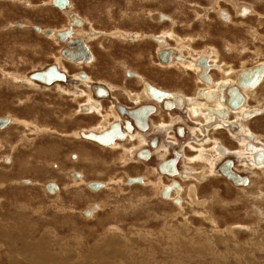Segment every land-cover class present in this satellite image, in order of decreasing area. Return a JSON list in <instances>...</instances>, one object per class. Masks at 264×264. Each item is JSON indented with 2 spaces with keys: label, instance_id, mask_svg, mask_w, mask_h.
Listing matches in <instances>:
<instances>
[{
  "label": "rangeland",
  "instance_id": "1",
  "mask_svg": "<svg viewBox=\"0 0 264 264\" xmlns=\"http://www.w3.org/2000/svg\"><path fill=\"white\" fill-rule=\"evenodd\" d=\"M30 1L31 8H26L24 0H0V19L4 20L0 22V117L10 120L0 128V264H264V171L253 174L245 170L243 162L232 154L227 159L235 160L237 171L249 176V183L237 185L220 175L202 180L193 174L188 179L177 175L172 180L179 181L181 189L177 184L173 198L179 204H175L160 197L172 182L153 170L161 161L156 153L140 163L133 155L124 164V148L103 147L78 138L76 132L98 122L94 115L70 118L85 96L74 103V94L61 93L55 84L30 86L24 81L35 70L54 64L59 54L52 36L34 30L31 42L28 25L54 33L70 23L68 13L53 9L48 3L51 0ZM72 1L73 10L88 19L86 30L89 24L107 32L160 35L172 30L186 39L190 54L208 47L235 69L242 65L250 69L264 62V0ZM212 6L226 9L232 22L223 21L216 9L201 18L203 10ZM242 6L255 14L237 15ZM236 26L243 31H237ZM252 31H257L258 37L254 38ZM235 34L237 37H232ZM88 43L96 61L78 67L62 59L68 70L67 82L62 85L75 89L70 82L76 83L73 75L82 70L95 80L90 83L91 90L93 85L112 83L111 96L102 99L105 108L116 102L114 97L120 100L117 105L137 106L127 94L117 96L120 87L143 89L141 82L136 85L126 77L128 66L159 87L172 91L183 87L185 91L180 90L188 95L196 89L197 76L192 71L163 69L157 64L158 44L150 38L131 41L99 36ZM220 76L215 72L216 78ZM182 80L188 81L192 90L185 89ZM78 86L88 90L87 85ZM263 96L264 82L251 95L250 104ZM145 103L157 106L145 137L148 142L156 137L169 144L168 135L158 131L156 124L162 119L169 121L170 116L162 103ZM172 115L184 119L175 123L173 134L179 126L185 127L187 134L178 137L179 143L171 147L168 158L194 138L187 125L199 126L182 109L174 108ZM248 125L264 136V114L251 118ZM210 134L232 148L239 146L226 130H210ZM144 148L153 150L149 143ZM185 149L188 157L196 153ZM190 165L200 171L205 163L190 164L182 159L178 163L182 171ZM142 175L148 179L127 183L133 176L143 180ZM93 181H100L102 187H90ZM159 181L162 185L155 196L152 188H157L154 183ZM49 183L60 190L49 191ZM196 199L200 203H195ZM231 227L235 237L229 235Z\"/></svg>",
  "mask_w": 264,
  "mask_h": 264
},
{
  "label": "crops",
  "instance_id": "2",
  "mask_svg": "<svg viewBox=\"0 0 264 264\" xmlns=\"http://www.w3.org/2000/svg\"><path fill=\"white\" fill-rule=\"evenodd\" d=\"M24 1H25V4L27 5L26 8H31V6H32L31 3L32 2L30 0H24ZM68 1H69V7L64 9V10L56 8L57 5L54 6L55 4L52 3L53 0H51L50 2L48 1V3H50L52 5L53 9H56L58 12L62 11V12L68 13V18L70 19L71 14H73L72 12L75 13L76 10L75 11L73 10L75 8V4H73V1L72 0H68ZM44 5H48V4L45 3ZM242 8H243V6L240 7L239 10L238 9L236 10L237 15H240L241 17H246V16H248V15H250L252 13L255 14L254 10L252 11V9L250 7H247V9H245V10H242ZM215 9L217 10L218 16L221 19H223V21H225L227 23L232 22V17L228 13V11L226 9H224L223 7H220V6H218V7L212 6V7L205 8L203 10L204 13L201 15V18H203V17L207 18V16L209 17L210 13L212 11H214ZM76 14H77L76 18H78L80 20L82 25H81V27H77L76 26V28H74L73 36H74V38H81V39H83L85 41V43H86L87 47L89 48V50L91 51L92 57H93V60L90 63L86 64V65H89V64L93 65L94 62L97 59L95 54L91 50L90 44L88 43V41L90 39H95V38H98L99 36H103V37L104 36L105 37L106 36H112V37H115V38H122V39L131 40V41H136V40L139 41V40H143L144 38H146V39L150 38V39L154 40L153 37L154 38L158 37L157 40H159L160 38L163 39L164 40L163 42L167 43V47H165V46L162 47V44L157 42V44H158L157 45L158 46L157 56H158L159 52L163 48L172 50V52H173L172 55H171V60L167 64L162 63L160 61V59H158L157 64L160 65L161 68H163V69L172 68V67H179V68H183V69L186 68L188 71H192L193 73L196 74V76H197V86L195 87L196 89H195L193 95H188L186 92H184L185 90L183 89V87L172 91V90L165 89V88L157 86L155 83L148 81L146 79L145 75L143 73H140L139 71H137L135 67L130 68L128 66V68L126 67L125 70H124L126 77L134 79L136 81V85H139V82H141L142 86H143V89H142V91H132V90H128L125 87L124 88L120 87L119 88L120 92L119 91L117 92V96H123L124 94H127L128 97L135 104H137V106H139V105L142 104L143 101H149L150 100L149 96L147 95V91H146L147 88L145 87L147 84L155 87L156 89H159L161 91H166V92L169 93L168 100L161 99V101H159V103H158V104L162 103V108L170 116V120L169 121H164V119H162V120H160L159 123L156 124V129L158 131L165 132L166 135H168V138H169V140H168L169 144H163L161 141L159 142L160 139L158 138L159 146L156 147L158 145V142L156 143V145L153 146V150L155 149L154 151H155L156 155L158 157H160V160H162V161L167 160V158L169 157L168 154L171 151V147L173 145H176V144L179 143L178 137H184L187 134L186 133V128L185 127H181V126H179L178 130H177V127H176V129H175L176 130V132H175L176 134H173L175 123L177 121H184V119L181 118V116H173L172 115V111L174 110V108H179V109H182L186 113V115L189 118V120H192V121L196 122V124L199 125V126L193 127V126L187 125V123H186V125L189 128L190 133H192L194 138H192V140L190 142H188L186 144H182L179 147V149L177 150L178 153H179V161H180V159H182V160L185 159V160H188L189 163H191V162H199L201 160V161H203L205 163L204 168L200 170L201 173H203V172L206 173L208 171V173L206 174L207 176H209V175H220V176H223V174L220 171V166L227 160L228 156L233 154L236 158L238 157L237 159L239 161L243 162V166H244L245 170H250L253 174L256 173L257 170H263L264 171V163H263L264 162V157L262 158L260 164L256 163V161H255V158L258 155H260L262 153L264 154V136H263V134L257 133L256 131H254L248 125V121L251 118H253L255 116H258V115H262V113L264 112V110H263L264 109V96H263V98L258 100L256 102V104H254V105L250 104V102H249V99H250L251 95H254V93H256L257 89L264 82V78L261 81V83L258 86H256L254 89H251V91L243 90L241 93L244 96V104L237 110H230L228 108V106H227V103H225L223 105L220 104V102H219L220 95L219 94H220V91H221L222 88L225 87L224 89L227 91L230 87L236 85V82H237V76L236 75H237V73L239 71L248 70V69H246V67L244 65H242V67H240V69H235L234 67H232V65H230L229 63H226V61L222 59V57H221L219 52H217L216 50H213V49L212 50L207 49L208 47L205 48V50H208L205 53H203L205 51V50H203V51H201V52H199L197 54H190V52L188 51V47L189 46H188V44L186 42V39L181 38L176 33H174L172 30L166 31L165 33L160 34L161 37L159 35H155V34L152 35V34L129 33V32L125 33V32H122L121 30L107 32V31L97 30L92 24H89L90 29L86 30L85 29V25L88 24V19L82 17L81 15H78L77 12H76ZM4 18H6V17H4ZM7 19H9V17L6 18V20ZM3 21L4 20L0 19L1 23ZM71 24H72V20L70 19V23L68 24V26H66L65 28L64 27L63 28H59L60 29L59 31H57V32L55 31L51 35L47 34L46 30L42 29L41 27L34 26L35 28L33 29L32 26L28 25V27H30V29H31V30H29V36H30L31 42L33 41L34 30L38 34H43V35H46V36H52L53 40H55L57 46L59 47V54H58V57L56 55L57 59L54 62V64L57 66L59 71H61V72L66 74L67 79H68V70H67V68L64 66V64L62 62V59H66V58H64V56L62 54V50L66 47L65 46L66 43L62 42L60 40V38H58L56 36V34L58 32H60V31H63L65 29L69 28ZM10 25H11V23H8L7 26H10ZM235 29L237 31H243L241 29V27H239V26H236ZM223 33H225V32H223ZM229 35L231 36L232 34H229ZM252 36H254V38L258 37L257 31H252ZM232 37L236 38L237 36L235 34ZM170 40H174L176 43L174 45H172ZM179 42H180V44H179ZM178 55L180 56V59L177 58ZM137 56L142 57V54H139ZM202 57H205L207 59L208 66H209V68L211 67V69L209 71V77H210V82L209 83L203 82L201 80V78H199V76H198L202 72V68H201V66H198L197 62ZM185 61H187V62H185ZM70 63H72V66H78V67H81L83 65V63H73V62H70ZM257 64L254 67L251 66V68L252 67L255 68V67L259 66V65H263L264 66V62H259ZM49 66L47 65L46 67H44V69L48 68ZM41 70H43V69H41ZM82 71H80L78 73H75L73 75L74 79L76 80V83L70 82V85H72V87L75 88V89L69 88V90H68L67 88L63 87L62 83L61 84H60V82L54 83V84H57L56 88L57 87H63L66 91L73 92V94L75 95L74 98H73V102L74 103H77V100H78V98L80 96H85V102H83V103L79 102L78 103V108L76 109V111H71L73 113L70 114V118H72L73 116H75L77 114L94 115V116L97 117V120H98L97 125L94 126V127H90L89 129L95 130V127L98 126V127H100L102 129L101 132L104 131V130L109 129L111 127V125L116 123V122H124L125 119L122 118L123 117L122 112H125V111L127 112L131 108H129L127 106H124V105L115 104L116 102H120V100L117 97H114L116 99V102L113 103L112 106L108 107V108H105V106L103 104V101H102L103 98L111 96L110 93L114 90L115 86L112 83H108V86L107 85H102V84L95 85V86L103 87L105 89V91L107 92V96H96L95 94L97 92L95 90V86L93 85L92 90L89 87L90 83L95 82V80L93 79V76L90 75L89 73L82 72ZM214 72L219 73L221 75L220 78H216ZM82 73H84L85 75H82ZM28 76L29 77L26 76L25 80H24V81H26V83L28 85H30V86H44V87L46 86V85H42V84L40 85L38 82L33 81L30 78V75H28ZM83 76L85 77V79H84ZM28 78H29L30 81L28 80ZM99 80H101V79L99 78ZM198 80H200V81L198 82ZM79 83L84 84L85 86L87 85L88 86V90L86 91V90L81 89L78 86ZM188 83H189L188 81L182 80V84H184V88L187 89V86H188V89L192 90L193 87H191ZM204 83H206V84H204ZM216 83H217V85H216ZM218 83H220V84H218ZM230 83H232V84H230ZM75 84H77V85H75ZM206 85H207V87H206ZM215 85L216 86L219 85L218 88H215L216 87ZM49 86H51V85H49ZM46 87H48V86H46ZM202 88H204V91H207V93L206 92L204 93V91L200 92ZM180 89H183L184 91L180 90ZM209 90H211V91H209ZM92 92H93L94 96H93ZM64 93L65 92H63V94ZM202 93H203V95H202ZM226 93L227 92L224 93V97H226L225 99L227 101V94ZM244 93H245L246 96L244 95ZM249 93H250V95H249ZM65 94H67V93H65ZM150 96H151V98H153L152 94ZM201 97H203V98H201ZM208 98H210V99H208ZM167 101L170 102L172 104V106H167L166 105ZM94 103H97V105L94 104ZM153 105L155 107H157L155 104H153ZM214 107H216V108H214ZM211 108L212 109L214 108L213 110H215V111H221V110L222 111H228V113H227L228 115H227L226 121H230V122H226L224 120H220L219 118L213 117V116L209 119L211 121L206 120V118H207L206 116L209 114L208 111ZM96 109H97V111H96ZM253 110L254 111L258 110L260 112L257 115L248 116V114H250L251 111L253 112ZM49 111H51V110H49ZM244 112H249V113H247V115H244L245 114ZM119 113L122 114V116H120ZM247 116H248V118H247ZM150 118H151V116L148 119V124H149L148 127H150V122H151ZM213 118H214V120H213ZM232 121H234V122L232 123ZM8 124L6 126H8ZM89 129L82 130L80 132H76L78 138L80 136L83 137V136H85V134H88ZM210 130H218V131L219 130H226L228 132V135H229L230 139L235 141V142H237L239 144V146L237 148L230 147L228 144L225 143L224 139L212 136L210 134ZM200 133L203 134V137H199ZM73 135H75V133H73ZM123 135L125 136V138L121 139L122 141L121 140L115 141L113 143L115 145V147H114L113 144L110 147L111 148L114 147L113 149L124 148V152L123 153L127 154V157L126 158L123 157V158L126 161V163H127V161L129 162L130 160H132L133 155L136 156L135 159H136V161L138 163L144 162L145 160H142L141 156L138 153L142 149H144L145 145L150 143L151 140L148 142L147 138L145 137V134L140 132V131H138L137 133L136 132L135 133L132 132V133H127V134H125V132H123ZM130 137L133 138V139H131ZM83 138L86 140L85 137H83ZM142 140H144V141H142ZM123 141H127L128 144L127 145H123V143H121ZM140 141H141V143H140ZM98 145H100V144H98ZM100 146L104 147V145H100ZM186 147H188L192 151H195L196 153L194 155H191L190 157L186 156L187 154L185 155V153H184V152H186V149H185ZM219 148H221L223 150H226L225 153H221V152L219 153L218 151H216ZM257 149H258V152H257ZM153 150H151V151H153ZM203 151H205V153H203ZM208 151H210V152H208ZM207 155H208L209 159L207 158ZM239 157L244 158V159H240ZM163 158H166V159H163ZM217 160H218V162H216ZM219 160L220 161L222 160V161L220 162ZM232 161H234L233 170H235L237 173H239L237 171L235 160H232ZM210 162H212V165H210L211 164ZM192 166L193 165H190L189 167L186 166L187 167L186 170H185L186 173H185V171H182L178 167L177 174L180 177H182V179H186L184 177V175L188 174V176L190 177L191 174L195 175L197 172H200V171H195L196 168L192 169ZM211 166L214 167V168H212ZM216 167H218L217 170H216ZM153 170L154 171H158L157 169H153ZM188 170H189V172H188ZM158 174H159V172H158ZM163 175H165V176H163ZM157 176H159L161 178L162 177H166V179L170 180V178H168L166 176V174L160 173ZM175 176H177V175H175ZM142 177H143V180H141L142 182H144L145 178L148 179L147 176H145V175H142ZM247 178H248V180H250L249 176ZM158 179H160V178H158ZM173 181H175V180H172L171 182H173ZM176 182H177V180H176ZM249 182L250 181H248V183ZM177 183H178V185L180 186V189H181L180 182L178 181ZM154 184H155V186L157 188H159L162 185V181L154 183ZM195 186L196 185H194V187H193V185H192V188L195 189ZM173 190H175V189H173ZM176 192H177V189H176ZM152 194L155 195V196H158L159 195V190H154ZM164 198H166V197H164ZM196 202H198L197 199L195 200V203ZM175 204H179V203L176 201Z\"/></svg>",
  "mask_w": 264,
  "mask_h": 264
},
{
  "label": "water",
  "instance_id": "3",
  "mask_svg": "<svg viewBox=\"0 0 264 264\" xmlns=\"http://www.w3.org/2000/svg\"><path fill=\"white\" fill-rule=\"evenodd\" d=\"M53 3L57 5L58 7H65L68 5V0H53ZM72 24L69 28L60 31L57 33L58 37L61 41H66V47L62 50V54L68 58L72 59L74 61H89L92 58V53L87 47L85 41L81 38H72L73 33V26L79 25L81 22L78 18L75 17V15L71 14ZM51 29H47L46 33H50ZM159 58L163 63H167L171 59V51L169 49H163L159 52ZM177 58L180 59V56L178 55ZM198 63H200L203 67V71L200 74L201 78L204 81H210V77L208 75L209 67L207 63V59L205 57H202L199 59ZM262 66L259 65L255 67L254 69H250L247 72H242L239 75V86L240 87H251L253 85H256L258 83V78L260 74L262 73ZM82 75H85L82 73ZM30 77L32 79H37L44 81L46 83H51L56 79L65 80L66 76L65 73L59 71L55 64L50 65L48 68L43 70H36L34 71ZM148 91L153 95L155 99H159L160 97H168L169 93L166 91H161L159 89H156L155 87L148 85ZM95 90L97 94L99 95H105V89L101 86H95ZM228 93V104L230 107H239L243 101V96L240 93L237 85H234L233 87H230L227 90ZM167 106H172L170 102H166ZM155 110V106L152 103H145L141 104L139 106H136L135 108L129 109L127 112V119H125L124 123L127 125V129L129 131H133V123L140 127L143 130H146L148 127V118L149 115ZM219 115H223L222 112L217 111ZM9 122L7 117H0V127L5 126ZM124 125V126H125ZM122 124L121 122H116L111 125V127L101 133H94L89 132L88 134H85L87 138L94 139L98 141L99 143H109L112 142L114 139L122 138L123 132L121 130ZM153 145L156 144V141L154 140L152 142ZM147 155L149 154V150L146 151ZM177 152L175 151V156L173 158L167 159L160 163L159 169L160 171H165V173H169L170 175H175L177 173ZM224 164L225 167H221L222 173L233 183L237 185L245 184L248 181V178L246 175H241L234 171L232 169L233 161L231 159H227ZM223 164V165H224ZM75 175H79V172H75ZM141 180V176H133L129 177L127 179V183H133L138 182ZM178 183L176 181H173L172 185H177ZM55 185L54 183H49L48 186L52 187ZM100 181H93L89 184L90 187H101ZM171 186L167 185L163 190V196L165 197L167 193L169 192Z\"/></svg>",
  "mask_w": 264,
  "mask_h": 264
},
{
  "label": "bare ground",
  "instance_id": "4",
  "mask_svg": "<svg viewBox=\"0 0 264 264\" xmlns=\"http://www.w3.org/2000/svg\"><path fill=\"white\" fill-rule=\"evenodd\" d=\"M53 3V2H52ZM54 6H56V5H54ZM57 7V6H56ZM69 7V1H68V5L67 6H65V7H57L58 9H61V10H64V9H66V8H68ZM76 17V16H75ZM70 19H71V17H70ZM72 20V19H71ZM81 23L79 24V25H75V26H73L72 28H73V33H74V28H76V26L77 27H81ZM71 26V25H70ZM73 33H72V38H74V36H73ZM84 33V32H83ZM47 34H53V32L51 31L50 33H47ZM56 36L58 37V35L56 34ZM160 36V35H159ZM161 37V36H160ZM164 37V36H163ZM173 37V36H172ZM59 38V37H58ZM175 38V37H174ZM153 39L156 41V42H159V43H161L162 44V47L163 46H165V47H167V43L166 42H163L164 40L163 39H159V40H157L158 39V37L156 38H154L153 37ZM165 39V38H164ZM66 41H67V39L65 40V41H62V42H64V43H66ZM179 44H180V42H179ZM161 46V45H160ZM164 49V48H163ZM162 49V50H163ZM161 50V51H162ZM171 51V55H172V50H170ZM179 53V52H178ZM180 54V53H179ZM64 56V55H63ZM174 56V55H173ZM158 57H159V54H158ZM64 58H66L65 56H64ZM160 59V58H159ZM185 59V58H184ZM66 60H68V61H70V62H73V63H82L83 61H74V60H72V59H68V58H66ZM93 60V57L89 60V61H86V64H88V63H90L91 61ZM171 60V59H170ZM170 60L167 62V63H169L170 62ZM161 61V60H160ZM162 62V61H161ZM185 62H187V61H185ZM163 63V62H162ZM167 63H164V64H167ZM186 64V63H185ZM197 64H198V66H201V68H202V71H203V67H202V65L200 64V63H198L197 62ZM189 65V64H188ZM187 65V66H188ZM262 66V73L260 74V76H259V78H258V83H256V85H253V86H251V87H240L239 86V83H238V80H239V75H240V73H242V72H247V71H249L250 69H254V68H250V69H248V70H246V71H239L238 73H237V82H236V85H237V87H238V89H239V91H240V93L243 91V90H249V91H251V89H254L256 86H258L260 83H261V81L263 80V78H264V66L263 65H261ZM57 67V66H56ZM209 67V66H208ZM217 67V66H216ZM58 69V68H57ZM184 69H186V68H184ZM211 69V67L209 68V70ZM187 70V69H186ZM202 73V72H201ZM200 73V74H201ZM215 73V72H214ZM200 74L198 75L199 76V78H201V76H200ZM208 75H209V72H208ZM65 76H66V74H65ZM31 78V77H30ZM32 79V78H31ZM33 81H35V82H39L40 84H42V85H46V86H49V85H52V84H54V83H58L59 81H65V80H67V76H66V79L65 80H61V79H56V80H54L53 82H51V83H46V82H44V81H41V80H37V79H32ZM201 80L203 81V82H206V83H209L210 81H204L202 78H201ZM213 80V79H212ZM200 80H198V82H199ZM215 82V81H214ZM206 83H204V84H206ZM222 83V82H221ZM224 83V82H223ZM233 83V82H232ZM232 83H230V84H232ZM211 84V83H210ZM218 84H220V83H218ZM212 85V84H211ZM216 85H217V83H216ZM215 85V86H216ZM224 85V84H223ZM234 85V84H233ZM213 86V85H212ZM219 86V85H218ZM218 86H216L215 88H218ZM146 88H147V95L149 96V98H150V100L149 101H151V100H153L154 102H156L157 104L159 103V101H161V99H164V100H168V97H160L159 99H155L154 97H153V95H152V97L153 98H151V94H150V92L148 91V87H147V85L145 86ZM206 87H207V85H206ZM211 87V86H210ZM209 87V88H210ZM233 87V86H232ZM62 93L63 92H65V93H73V92H68V91H66L63 87H57ZM208 88V89H209ZM225 88V87H224ZM224 88H222L221 89V91H220V99H219V102H220V104H225V103H227V106H228V108L230 109V110H237V109H239L243 104H244V96H243V94H242V96H243V101H242V103H241V105L239 106V107H230V105L228 104V102L226 101V97H224V92H225V89ZM206 89V88H205ZM207 89V90H208ZM214 89V88H213ZM212 90V89H211ZM211 90H209V91H211ZM216 90V89H215ZM219 90V89H218ZM204 91V88H202L201 89V91L200 92H203ZM213 91V90H212ZM106 92V91H105ZM199 92V93H200ZM207 93V91H204V93ZM217 92V91H216ZM227 92V91H226ZM75 93V92H74ZM146 93V92H145ZM214 93V92H213ZM215 94V93H214ZM217 94V93H216ZM227 94V100H228V93H226ZM96 95L97 96H107V92H106V94L105 95H99V94H97L96 93ZM133 95V94H132ZM202 95H203V93H202ZM244 95H245V93H244ZM249 95H250V93H249ZM75 96V95H74ZM214 96V95H213ZM246 96V95H245ZM201 98H203V97H201ZM248 98V97H247ZM208 99H210V98H208ZM204 100V99H203ZM218 100V99H217ZM208 102V101H207ZM218 102V101H217ZM143 103V102H142ZM94 104H96L97 105V103H94ZM219 104V105H220ZM166 107V106H165ZM244 107V106H243ZM189 108V107H188ZM205 108V107H204ZM214 108H216V107H214ZM213 108V109H214ZM251 108V107H250ZM95 109V108H94ZM191 109V108H190ZM189 109V110H190ZM212 108L211 109H209V111H208V115L206 116L207 118H206V120H209L212 116L213 117H217V118H219L220 120H224V121H226V119H227V113H228V111H220V112H222L223 113V115H219L218 113H217V111H215V110H213ZM251 110V109H250ZM264 110V109H263ZM262 110V111H263ZM90 111V110H89ZM88 111V112H89ZM96 111H97V109H96ZM157 111V107H155V110L149 115V117L154 113V112H156ZM128 112V111H127ZM127 112L125 111V112H122V114L123 115H125L126 117H127ZM240 112V111H239ZM238 112V113H239ZM259 112L260 111H258V110H253V112L251 111V113L250 114H248V116H254V115H257V114H259ZM97 113V112H96ZM95 113V114H96ZM116 113V112H115ZM234 113V112H233ZM245 114L244 115H247V113H249V112H244ZM264 113V112H263ZM262 113V114H263ZM236 114V113H235ZM232 115V114H231ZM237 116V115H236ZM248 116H247V118H248ZM232 117V116H231ZM241 117V116H240ZM204 118V117H203ZM238 118V117H237ZM246 118V117H245ZM127 119V118H126ZM149 119V118H148ZM120 120V119H119ZM213 120H214V118H213ZM12 121H14V120H12ZM209 121H211V120H209ZM223 122V121H222ZM226 122H230V121H226ZM234 121H232V123H233ZM236 122V121H235ZM8 123H10V120H9V122ZM237 123V122H236ZM149 125V124H148ZM216 126V125H215ZM218 126V125H217ZM221 126V125H220ZM239 126V125H238ZM4 127V126H3ZM1 128V127H0ZM137 129H139L140 131H143V132H145V130H143V129H141L140 127H137ZM101 128L100 127H95V130H91V129H89V131H94L95 133L96 132H101ZM122 130V129H121ZM123 130H125V131H127V132H129V133H132L133 131H129V129H127V125H125L124 127H123ZM88 131V132H89ZM147 131V130H146ZM137 133V132H136ZM129 136V135H128ZM83 137H85L86 139H88V140H91V141H93V142H96L97 144H100V145H104V146H107V145H109V144H111L114 140L116 141V140H121L122 138H117V139H114L112 142H109V143H99L98 141H96V140H94V139H91V138H87L86 136H83ZM137 137V136H136ZM135 137V138H136ZM131 138V137H130ZM131 139H133V138H131ZM144 139V138H143ZM126 140V139H125ZM122 141V140H121ZM142 141H144V140H142ZM246 141V140H245ZM140 143H141V141H140ZM143 143V142H142ZM114 145V144H113ZM118 145V144H117ZM110 146V145H109ZM114 147H115V145H114ZM113 147V148H114ZM118 147V146H117ZM251 147V146H250ZM136 148V147H135ZM137 149V148H136ZM159 149V148H158ZM256 149V148H255ZM211 150V149H210ZM132 151V150H131ZM224 152L226 151V150H223ZM159 152V151H158ZM157 152V153H158ZM161 152V151H160ZM208 152H210V151H208ZM213 152V151H212ZM254 152V151H253ZM257 152H258V149H257ZM185 153V155H186V152H184ZM203 153H205V151H203ZM207 153V152H206ZM251 154V153H250ZM225 155V154H224ZM223 155V156H224ZM187 156V155H186ZM206 156V155H205ZM263 156H264V154L262 153V154H260V155H258L257 156V158H258V164H260V159L261 158H263ZM177 159H178V161H177V165H178V162H179V153L177 152ZM203 157V156H202ZM249 157V156H248ZM252 157V156H251ZM126 158V157H125ZM129 158V157H128ZM187 158V157H186ZM207 158H208V155H207ZM213 158V157H212ZM217 158V157H216ZM250 158V157H249ZM163 159H166V158H163ZM209 159V158H208ZM222 159V158H221ZM123 160V163L125 162L126 163V161L124 160V158L122 159ZM162 161V160H161ZM184 161H185V159H184ZM208 161V160H207ZM210 161V160H209ZM213 161V160H212ZM220 161V160H219ZM128 162V161H127ZM216 162H218V160L216 161ZM185 163V162H184ZM211 164L210 165H212V162H210ZM249 163V162H248ZM264 163V162H263ZM191 164V163H190ZM250 164V163H249ZM160 165V164H159ZM159 165H158V168H159ZM214 165V164H213ZM226 165L224 164V165H222L221 167H225ZM189 167V166H188ZM212 167V166H211ZM221 167H220V171H221ZM193 168H196L195 166H192V169ZM212 168H214V167H212ZM208 169V168H207ZM232 169H233V165H232ZM195 170V169H194ZM214 170V169H213ZM159 171H160V169H159ZM196 171V170H195ZM212 171V170H211ZM254 171V170H253ZM162 174H168L169 176H175V175H177V173L175 174V175H170L169 173H165V171H160ZM188 172H189V170H188ZM185 173H186V171H185ZM194 173V172H193ZM208 173V171L206 172V173H201V171L200 172H197L195 175H196V177H198V179H200V180H202V179H204L207 175ZM221 173H222V171H221ZM223 174V173H222ZM183 176V175H182ZM190 176H192V174L190 175ZM223 176H225L224 174H223ZM184 177L187 179L189 176H188V174L187 175H184ZM226 177V176H225ZM227 178V177H226ZM228 179V178H227ZM141 182V180L139 181V183ZM160 182V181H159ZM248 182V181H247ZM247 182L245 183V185L247 184ZM243 185V184H242ZM175 186V185H174ZM55 187V189H52V188H50L49 187V191H54V190H56L57 191V189H58V191L60 190L59 188H57V186L55 185L54 186ZM194 187V186H193ZM173 189H175V187H171L170 188V190L169 191H171V190H173ZM176 189H177V185H176ZM176 189L175 190H173L170 194H168L167 193V195L165 196L166 197V199L167 200H169V201H171V199H174L175 200V198H173V196H174V194L176 193ZM194 189V188H193ZM152 190L154 191V190H159L158 188H152ZM57 191V192H58ZM54 193H56V192H54ZM166 200V201H167ZM173 201V200H172ZM194 202H195V200H194ZM197 203V202H196ZM198 203H200V202H198ZM181 205V204H180ZM179 207V206H178ZM94 208L95 207H93L91 210L92 211H94ZM181 208V207H180ZM182 209V208H181ZM92 213V212H91ZM90 214V213H89ZM175 215V214H174ZM216 229V228H215ZM219 230V229H218ZM224 230H228V228L227 229H224ZM222 231V230H221ZM229 231H231L230 232V234L229 235H231V236H236L235 235V232L233 233V231H232V227L231 228H229ZM230 236V237H231ZM220 239V238H219ZM253 239V238H252ZM221 240V239H220ZM219 240V241H220ZM253 241V240H252ZM218 242V241H217ZM239 242V241H238ZM240 243V242H239ZM234 245V244H233ZM254 245V244H253ZM205 251V250H204Z\"/></svg>",
  "mask_w": 264,
  "mask_h": 264
},
{
  "label": "flooded vegetation",
  "instance_id": "5",
  "mask_svg": "<svg viewBox=\"0 0 264 264\" xmlns=\"http://www.w3.org/2000/svg\"><path fill=\"white\" fill-rule=\"evenodd\" d=\"M57 8V7H56ZM210 71V70H209ZM84 77V76H83ZM84 79H85V77H84ZM60 83H62V81H59ZM63 82H67L66 80L65 81H63ZM39 83V82H38ZM40 84V83H39ZM55 85H57V84H55ZM46 87V86H45ZM225 92H226V90H225ZM224 92V93H225ZM96 95V94H95ZM97 96V95H96ZM119 115L120 116H122V114H120L119 113ZM125 115H123V119H125ZM121 124H122V127H121V129H122V132H125V134H127V133H129V132H127V131H125V130H123V127H124V125H125V123L124 122H121ZM133 133H135V132H138V131H140L139 129H137V125H135V123H133ZM149 129V127H147V129L146 130H148ZM145 130V131H146ZM105 131V130H104ZM89 132H94V131H89ZM88 132V133H89ZM103 132V131H102ZM127 132V133H126ZM140 132H142V133H144L143 131H140ZM95 133V132H94ZM96 133H101V132H96ZM125 138V136L122 138V139H124ZM156 141V143L158 142V138H156V137H154V138H152L151 139V141H150V143L149 144H151L150 146H152V148H153V144H152V142L153 141ZM116 141H119V140H116ZM115 142V140L111 143V144H109L110 146H112V144ZM159 142H160V140H159ZM159 142H158V145L156 146V147H158L159 146ZM96 143V142H95ZM97 144V143H96ZM109 145H107L108 147H109ZM156 145V144H155ZM104 147H106V146H104ZM155 147V148H156ZM147 150H149V154L147 155V153H146V151ZM155 150V149H154ZM151 151V149H146V148H144V149H142L138 154L141 156V159L142 160H145V161H148L150 158H151V156L153 155V153H155V151ZM176 152H178L177 150H175ZM175 151H173V156L172 157H170V158H173L174 156H175ZM216 151H218L219 153L221 152V153H225L224 151H223V149H221V148H219V149H217ZM152 152V153H151ZM264 157V156H263ZM170 158H167V159H170ZM259 158V157H258ZM258 158L256 157L255 158V161H256V163H258ZM9 159H7V161H8ZM261 160H262V158L259 160L260 161V163H261ZM222 161V160H221ZM220 161V162H221ZM163 162V161H162ZM161 161L160 162H158V164H157V170H158V172L159 173H161L160 171H159V168H158V165L160 164V163H162ZM179 163V162H178ZM223 163V162H222ZM224 164V163H223ZM222 164V165H223ZM221 165V166H222ZM220 166V167H221ZM233 167H234V161H233ZM155 169V168H154ZM177 169H178V166H177ZM218 169V167H216V170ZM235 171V170H234ZM178 175V174H177ZM166 176L168 177V178H170V181H172L171 179L172 178H174V177H176V176H169L168 174H166ZM166 178V177H165ZM249 181V180H248ZM173 183V182H172ZM248 183V182H247ZM56 185V184H55ZM55 185H53V186H55ZM171 187H173L174 185H170ZM102 187V186H101ZM166 187V186H165ZM164 187V188H165ZM175 187V189H176V185L174 186ZM50 188H52L53 189V187H50ZM164 188H163V190H164ZM172 192V190L171 191H169L168 192V194H170ZM168 196V195H167ZM161 198H163L165 201L167 200L166 198H164V196H163V191H162V195L160 196ZM173 201V203H176V200H174V199H172Z\"/></svg>",
  "mask_w": 264,
  "mask_h": 264
}]
</instances>
